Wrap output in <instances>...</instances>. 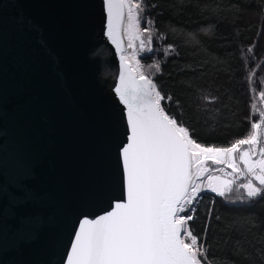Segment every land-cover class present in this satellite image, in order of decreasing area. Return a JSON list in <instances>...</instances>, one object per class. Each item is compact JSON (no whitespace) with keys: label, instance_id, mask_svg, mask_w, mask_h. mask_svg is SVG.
I'll return each mask as SVG.
<instances>
[{"label":"water","instance_id":"95a60500","mask_svg":"<svg viewBox=\"0 0 264 264\" xmlns=\"http://www.w3.org/2000/svg\"><path fill=\"white\" fill-rule=\"evenodd\" d=\"M125 18L109 36L107 0H0V264H67L126 199Z\"/></svg>","mask_w":264,"mask_h":264},{"label":"trees","instance_id":"16d2710c","mask_svg":"<svg viewBox=\"0 0 264 264\" xmlns=\"http://www.w3.org/2000/svg\"><path fill=\"white\" fill-rule=\"evenodd\" d=\"M135 1L148 29L139 64L171 97L164 110L205 147L247 138L264 109V0ZM191 207L188 227L208 246L210 264H264V193L230 203L205 191Z\"/></svg>","mask_w":264,"mask_h":264},{"label":"snow or ice","instance_id":"6c2138e0","mask_svg":"<svg viewBox=\"0 0 264 264\" xmlns=\"http://www.w3.org/2000/svg\"><path fill=\"white\" fill-rule=\"evenodd\" d=\"M125 7L129 27L138 30L139 3L133 6L130 0H107L109 36L113 34L114 20H123ZM141 47H145L143 40ZM152 67L159 71L160 64ZM119 79L115 91L127 106L130 125L128 143L122 149L126 199L115 202L105 214L85 217L80 222L67 264H210L208 246L188 227L193 219L188 213L195 210L191 206L203 190L196 180L207 171V161L227 163L240 171L235 158L240 152L239 159L247 173L261 186L249 181L241 187L249 198L264 193V148L254 151L260 142L261 125L253 124L247 138L229 147H205L192 138L182 121L164 110L162 101L171 97L163 95L152 80L143 73L138 80L131 76L126 79L124 74ZM205 100L211 102L215 97ZM244 145L249 147L241 151ZM209 181L208 187L221 196L232 191L230 180L209 177ZM261 253L264 255V248ZM229 259L231 264H240L235 257Z\"/></svg>","mask_w":264,"mask_h":264},{"label":"rangeland","instance_id":"374dc122","mask_svg":"<svg viewBox=\"0 0 264 264\" xmlns=\"http://www.w3.org/2000/svg\"><path fill=\"white\" fill-rule=\"evenodd\" d=\"M130 3L133 6L135 4H138V2L135 0L134 1L130 0ZM138 18L140 20L138 30L130 28L128 11L126 7V18H125V23H124L126 50L124 54L126 58L132 63V65L138 70V72L143 73V75H145L144 71L141 68V65L140 64L137 65V61H140L138 51L139 49H142L141 40L145 42V39L143 38V34L145 32H144V28L141 25L140 10L138 11ZM261 112L263 116L261 117V119L255 121L254 123V124L261 125L259 129L260 142L254 148V151L256 152H259L260 148H264V123H261V120L264 119V109H262ZM248 147L249 146L247 145L241 146L240 150L243 151L245 148H248ZM239 155H240V152H237L235 154V158H236V164L240 168V171H234L233 168L229 167L227 163L215 164L212 161H207L204 165V167L207 168V171L203 172L202 175H200V177L196 180V183H199L201 185V188L203 189L201 192L211 191L216 194H219V192L212 191V189L208 187L209 182H210L209 177H215V178H218L219 181H223V180L232 181V191L224 195V197L228 200V202L241 203V202L249 201L250 199H252L253 197L252 198L247 197L246 189L242 188L241 185L247 184L249 181H252V183L255 184L257 187H261V186L259 185V182L255 180L252 174L247 173V168L240 161ZM258 158L259 156H253V159H258Z\"/></svg>","mask_w":264,"mask_h":264}]
</instances>
